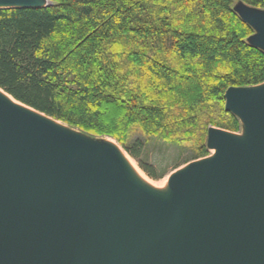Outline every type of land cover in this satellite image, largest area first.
Masks as SVG:
<instances>
[{
	"label": "water",
	"instance_id": "obj_1",
	"mask_svg": "<svg viewBox=\"0 0 264 264\" xmlns=\"http://www.w3.org/2000/svg\"><path fill=\"white\" fill-rule=\"evenodd\" d=\"M48 0H0L40 7ZM235 11L264 50V9ZM242 132L146 185L118 149L0 92V264H264V82L229 87Z\"/></svg>",
	"mask_w": 264,
	"mask_h": 264
},
{
	"label": "trees",
	"instance_id": "obj_2",
	"mask_svg": "<svg viewBox=\"0 0 264 264\" xmlns=\"http://www.w3.org/2000/svg\"><path fill=\"white\" fill-rule=\"evenodd\" d=\"M0 7V88L19 103L140 160L150 140L209 155L210 126L231 132L229 87L264 82V50L234 0H48ZM264 9V0H240Z\"/></svg>",
	"mask_w": 264,
	"mask_h": 264
},
{
	"label": "rangeland",
	"instance_id": "obj_3",
	"mask_svg": "<svg viewBox=\"0 0 264 264\" xmlns=\"http://www.w3.org/2000/svg\"><path fill=\"white\" fill-rule=\"evenodd\" d=\"M49 2V1H48ZM50 3V2H49ZM241 4L240 0L233 1V8H237L238 5ZM13 98V97H12ZM15 100V99H14ZM61 123V122H60ZM242 128L239 131L233 132L236 134H241ZM109 137H103L105 140ZM112 139V138H111ZM116 145L121 149V151L125 152L138 167L139 171L143 173L149 180L153 181L157 184L166 185L168 184L169 176L176 171L184 167L188 163V159H190V149L188 145L185 146H177L172 144H167L162 140H150L145 144V147L140 152V160L147 164L153 172L157 175L162 174L158 178H152L147 175L138 165V162L132 158L117 142L112 139ZM212 154V150H209V155ZM165 190V189H163Z\"/></svg>",
	"mask_w": 264,
	"mask_h": 264
},
{
	"label": "bare ground",
	"instance_id": "obj_4",
	"mask_svg": "<svg viewBox=\"0 0 264 264\" xmlns=\"http://www.w3.org/2000/svg\"><path fill=\"white\" fill-rule=\"evenodd\" d=\"M0 92L3 93L5 96H7L9 99H11L14 102L19 103L18 101L14 100L9 94H7L6 92H4L1 88H0ZM59 123V122H58ZM105 141L113 144L118 151L120 152V154L122 155V157L125 159V161L127 162V164L129 165V167L131 168V170L134 172V174L142 181L144 182L146 185L158 189V190H163L166 189L167 186L164 184H157L154 183L153 181L149 180L143 173H141V171H139L138 167L135 165L134 161L123 151H121V149L116 145V143L111 139V138H106ZM214 153V150L212 149V154Z\"/></svg>",
	"mask_w": 264,
	"mask_h": 264
}]
</instances>
